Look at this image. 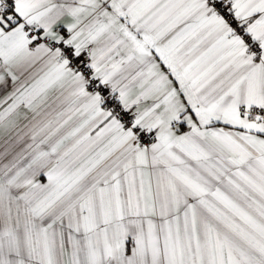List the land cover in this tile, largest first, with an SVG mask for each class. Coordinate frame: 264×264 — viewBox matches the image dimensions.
Instances as JSON below:
<instances>
[{
	"label": "snow or ice",
	"instance_id": "snow-or-ice-1",
	"mask_svg": "<svg viewBox=\"0 0 264 264\" xmlns=\"http://www.w3.org/2000/svg\"><path fill=\"white\" fill-rule=\"evenodd\" d=\"M0 264H264V0H0Z\"/></svg>",
	"mask_w": 264,
	"mask_h": 264
}]
</instances>
